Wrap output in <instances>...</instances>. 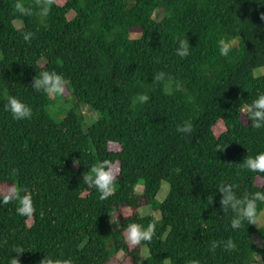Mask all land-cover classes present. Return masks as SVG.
<instances>
[{
  "label": "trees",
  "instance_id": "16d2710c",
  "mask_svg": "<svg viewBox=\"0 0 264 264\" xmlns=\"http://www.w3.org/2000/svg\"><path fill=\"white\" fill-rule=\"evenodd\" d=\"M181 40L185 57L176 54ZM220 40L232 42L226 56ZM42 70L62 74L73 97L57 122L50 95L32 88ZM261 92L264 0H0V188L10 189L0 190V264H108L118 252V264L264 260L254 241L264 242V227L245 220L233 229L218 190L264 192V172L243 164L264 152V127L240 111ZM10 96L31 107L30 118L12 117ZM82 104L98 114L85 131ZM186 123L191 131H180ZM105 159L114 190L101 199L83 175ZM13 187L31 193L30 217L17 214L15 199L2 202ZM263 208L258 200L257 216ZM129 223H151V239L131 244Z\"/></svg>",
  "mask_w": 264,
  "mask_h": 264
},
{
  "label": "clouds",
  "instance_id": "9594fccd",
  "mask_svg": "<svg viewBox=\"0 0 264 264\" xmlns=\"http://www.w3.org/2000/svg\"><path fill=\"white\" fill-rule=\"evenodd\" d=\"M17 7H20L17 4ZM46 14L48 9L44 8ZM30 33L25 34L24 39L28 40ZM219 52L220 55L226 56L232 47L231 41L220 40ZM189 43L181 40L176 48V54L180 57L189 55ZM66 80L62 74L57 73L55 70H42L39 74L33 77L32 88L37 92H44L47 95H59L62 94L65 88ZM141 99H144L141 97ZM6 109L10 111L12 117L16 120H24L31 117L32 109L29 105L22 102L16 97H8ZM240 111L246 114L247 118L251 121L252 126L255 128L264 127V92L257 95L250 104L245 103L242 105ZM192 125L186 123L180 129L182 132H190ZM243 164L246 168L253 171L264 172V152L256 154L254 157L246 156L243 160ZM114 175L112 172L111 162L107 159L95 164L87 174L83 175V181L89 185V187H95L101 194V199L109 196L114 190ZM234 185L223 184L218 190L223 194L221 204L224 209H231L234 213L231 218V226L233 229L240 227L243 221L254 222L257 219V201L264 200V192L246 193L242 197L237 196L233 191ZM22 191L23 194H20ZM11 199L17 201L16 212L21 216L30 217L33 212L32 195L27 189H18L13 187L11 194L3 197L2 202H8ZM127 240L137 245L141 241L150 240L153 235V225L150 223L147 227H144L138 223H129L125 228ZM215 247V245H213ZM226 247H234L233 242L228 240ZM16 253H21L22 250H15ZM10 264H19V260L16 258L10 259ZM40 264H72L71 259L53 258L51 256H44ZM192 264H199L198 261H192Z\"/></svg>",
  "mask_w": 264,
  "mask_h": 264
},
{
  "label": "rangeland",
  "instance_id": "374dc122",
  "mask_svg": "<svg viewBox=\"0 0 264 264\" xmlns=\"http://www.w3.org/2000/svg\"><path fill=\"white\" fill-rule=\"evenodd\" d=\"M72 13L68 14V17L72 16ZM16 27H20L22 25V23L20 21H16L14 22ZM131 38H137L139 37L138 33H131L130 34ZM254 75L258 76L262 73V68H257L254 71ZM50 97L52 98V103L46 107V111L47 113L51 116V118L54 121H60L62 119V117L64 116V113L68 110V108L71 106L72 103V95L70 94V92H68V86L65 85L64 91L62 94L59 95H50ZM80 110L81 113L83 115V123H82V127L83 130H87L89 128V126L91 124H93L97 118H98V114L96 112H94L92 109H90L87 105H80ZM73 169H76V164L72 165ZM0 190L2 192L5 191H10V189H5L4 187L0 188ZM136 192L141 193L143 190V185L142 184H138L135 187ZM168 192V184L166 182H162L161 183V188L157 194V199L162 201L164 199V197L166 196ZM264 201V200H263ZM139 213L141 215H149L151 214L152 216H154L156 219H159V212L158 211H154L152 210L150 207H143L139 209ZM117 223L115 220H113V226L116 227ZM264 227V208L263 210L258 214L257 219L255 220V228L259 229V228H263ZM254 241L255 243L259 246V247H263L264 246V242L262 241V239L260 237H258L257 234L254 235ZM148 255V251L146 247H142L141 248V262L146 258V256ZM255 259H256V264H264V260L260 257L259 254L255 255ZM123 260V253L122 252H118L116 254V258H114V260H111L108 264H118L120 261ZM164 264H169L168 260L164 261Z\"/></svg>",
  "mask_w": 264,
  "mask_h": 264
}]
</instances>
